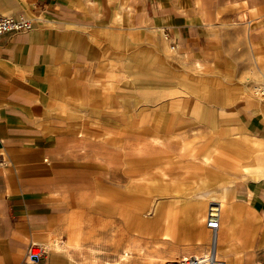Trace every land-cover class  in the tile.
Segmentation results:
<instances>
[{"label": "rangeland", "instance_id": "rangeland-1", "mask_svg": "<svg viewBox=\"0 0 264 264\" xmlns=\"http://www.w3.org/2000/svg\"><path fill=\"white\" fill-rule=\"evenodd\" d=\"M113 27L118 31L105 34L103 55L65 71L42 94L46 105L43 119L55 133L53 146L58 152L54 160L48 156L47 162L56 166V190L69 202L70 216L50 239L52 243L41 245L46 251L41 260L70 264L72 257L71 264H113L121 253L132 250L134 256L128 264H176L181 253L210 246L211 232L204 220L197 222L200 203L205 208L219 205L221 233L228 235L227 241L235 235L231 217L238 208L233 205L236 190L232 186L257 179L245 168L260 157L257 154L264 155V147L260 150L254 144L246 128L244 105L249 101L264 105L258 95L264 78L240 73L241 63L248 62L251 55H238L239 61L233 60V55H181L161 29L119 30L123 27L120 12L115 13ZM197 60L201 69L194 66ZM160 121L175 125L169 134L176 143L167 171L176 182H168L169 194L122 200L120 206L119 194L127 191L129 184L126 147L138 142L135 137L140 126ZM131 152L127 149V156ZM208 153L212 159L206 162ZM139 168L143 175L153 171L151 164ZM162 182L160 191L166 186ZM218 186L227 194L223 197L219 191L218 199L210 201L209 194H215ZM135 205L143 207L135 211ZM147 205L151 207L145 213ZM168 215L177 224L181 243L165 239ZM138 216L144 219L141 224L136 221ZM56 243L61 248L93 245L105 256L92 262L91 250L86 255L63 253ZM202 249L198 256L203 255ZM146 254L155 258V263L145 261Z\"/></svg>", "mask_w": 264, "mask_h": 264}, {"label": "crops", "instance_id": "crops-1", "mask_svg": "<svg viewBox=\"0 0 264 264\" xmlns=\"http://www.w3.org/2000/svg\"><path fill=\"white\" fill-rule=\"evenodd\" d=\"M0 12L35 21L30 31L0 36V264H54L28 255L33 244L51 243L70 216L56 190V166L47 162L58 152L42 94L65 71L103 55L105 34L118 31L116 12L119 30L161 29L181 55H251L240 73L264 78V0H0ZM244 108L261 150L264 105ZM257 155L246 166L257 179L232 186L238 211L230 252L222 244L225 264H264V155Z\"/></svg>", "mask_w": 264, "mask_h": 264}, {"label": "bare ground", "instance_id": "bare-ground-1", "mask_svg": "<svg viewBox=\"0 0 264 264\" xmlns=\"http://www.w3.org/2000/svg\"><path fill=\"white\" fill-rule=\"evenodd\" d=\"M4 13V12H3ZM166 42V40H165ZM168 44V42H167ZM194 66L197 69L201 68V64L196 62L194 63ZM250 83V82H249ZM252 84H255V82H252ZM249 84H247L248 86ZM256 87V85H255ZM257 89V88H256ZM131 100V99H130ZM136 100V99H133ZM132 100V102H133ZM125 101V100H124ZM128 101V100H127ZM150 101V100H149ZM130 103V101H129ZM128 104V103H127ZM113 105V104H112ZM118 105V104H117ZM151 107V106H150ZM122 108V107H121ZM132 113V112H131ZM134 114V113H133ZM156 118V117H155ZM157 119V118H156ZM155 119V120H156ZM111 121V120H110ZM108 121V122H110ZM108 125V123H106ZM111 124V122H110ZM110 127V126H109ZM125 127V126H124ZM113 128V127H112ZM137 129V128H136ZM117 130V129H116ZM130 130V129H129ZM141 130V131H140ZM140 130L138 131V134L136 135L135 139L138 140L137 143L132 145V148H129L130 146L127 145L126 147V152H125V156L127 157V169L128 171L125 173V175L128 176L129 179V184L127 185L128 190L122 192V194L120 193V201L118 202L120 204V206L122 205V200H133L134 198L138 199L141 198L142 196H147L148 198H150V196L152 197L153 195L157 196L159 194H169L170 191H168V185L169 183H173L176 182L174 181V179L171 178V175L168 173V168L170 166V156L171 154H173V148H174V143H176V141L174 140L173 137H171L169 134L172 133V131H175V125H171L170 121H160V122H152L151 124L147 125V126H140ZM106 131V130H105ZM108 131V130H107ZM110 132V131H109ZM113 133V131H112ZM116 133V132H115ZM121 135V134H120ZM123 135V133H122ZM110 147V146H109ZM127 149H131V154L127 156ZM168 159V160H167ZM204 159L206 160V162H209L212 157L211 155L208 153L206 154V156H204ZM125 163V162H124ZM143 164H147L148 165H152L153 167V171L150 173H146V175L141 173V168ZM166 164V165H165ZM162 165V166H161ZM165 165V166H163ZM135 167V168H134ZM139 168V169H138ZM148 168V167H147ZM245 169L248 170V168L246 167ZM126 170V169H125ZM123 171V170H122ZM142 177L140 180H138L139 182L136 181V179H138L139 177ZM130 178L133 180H130ZM135 178V180H134ZM109 179V178H107ZM161 180V181H159ZM163 181V182H162ZM165 181V183H164ZM115 182V181H112ZM117 182V181H116ZM119 182V181H118ZM146 182H149L146 183ZM160 182L164 183L166 186L164 187V191L163 190H159L158 187H160ZM169 182V183H168ZM108 183V182H107ZM104 185H106L105 183H103ZM109 184V183H108ZM122 184V183H121ZM124 185V184H123ZM150 188V190H148ZM105 190H108L105 189ZM109 191V190H108ZM221 191L223 197H225L224 195L227 194L226 191L223 190L222 186H218L216 188V190L214 191L215 194H209V198L210 201H215L216 199H218V192ZM113 192V191H110ZM117 194V193H116ZM108 195V194H107ZM158 197V196H157ZM155 198V197H154ZM164 199V198H163ZM161 200V199H160ZM141 202V201H140ZM113 204H116V206L118 207V204L115 201H112ZM159 203V202H158ZM157 204V203H156ZM109 205V204H108ZM105 205L107 207H112L111 205L108 206ZM130 205V204H129ZM132 205V204H131ZM143 205V204H142ZM158 205V204H157ZM205 204H201L198 207V214H197V222H200L203 220L205 221L204 223H206L208 230L211 232V240H210V246L208 248H201V247H196L197 250L194 251H190L188 253H181L182 254V259L176 263V264H186L185 262L187 261H195L197 259L200 258H204V257H209L211 255L216 256L218 258L221 257V253H222V244H227L229 247H226V250L230 252L231 249V245L233 244V240H229L226 241L224 240V235L221 233V228H220V224H218V218H220V213L222 212V210L220 209L219 205H213L210 204V207H206L204 206ZM134 206V205H133ZM156 206V205H155ZM114 207V206H113ZM143 207V206H142ZM141 206H136L133 208V210H137L139 211L141 208ZM149 205L146 206L147 211H144L145 213H148V210H150ZM105 208V207H104ZM119 208V207H118ZM108 209V208H107ZM111 209V208H110ZM144 209V208H143ZM114 210V209H113ZM123 210H125V208H123ZM128 210V209H127ZM112 211V210H111ZM121 211V210H120ZM119 211V212H120ZM151 212V211H150ZM117 213V212H116ZM128 213V211H127ZM134 213V211H133ZM120 214V213H119ZM138 214V213H137ZM150 214V213H149ZM202 214L201 216H198ZM126 215V214H125ZM129 215V214H128ZM127 215V216H128ZM135 214H133L134 217ZM113 216H116L115 214H113ZM122 216V215H121ZM130 216V215H129ZM153 216V215H152ZM120 217V216H119ZM123 217V216H122ZM121 217V218H122ZM172 215H168L167 217V224H168V228H169V234H166L165 238L166 240L171 239L174 240L178 243H181L179 235H178V227L177 224L173 221V219L171 218ZM152 218V217H151ZM125 219V218H122ZM127 219V218H126ZM134 219V218H133ZM138 220H136L137 222H139L140 224L144 221V219L140 216L137 217ZM147 219V218H146ZM128 221V219H127ZM135 221V222H136ZM148 221V220H146ZM136 222V223H137ZM123 223V222H122ZM121 223V224H122ZM133 223V222H132ZM137 223V224H139ZM149 223V222H148ZM217 223V224H216ZM119 224V223H118ZM128 224V223H127ZM126 224V226H127ZM136 224V225H137ZM145 224V223H143ZM151 225V224H150ZM183 225V224H182ZM122 226H124L122 224ZM140 226V225H139ZM118 227V226H117ZM144 227H147L144 226ZM144 227L141 226V228L143 229ZM131 228V227H130ZM149 228V227H148ZM197 228V227H196ZM200 228V227H199ZM198 228V229H199ZM119 229V228H118ZM145 229V228H144ZM150 229V228H149ZM148 229V230H149ZM105 230V229H104ZM111 230V229H110ZM128 230V229H127ZM130 230V229H129ZM207 230V231H208ZM136 230L134 229L133 232H135ZM130 232V231H129ZM146 231L144 230V233ZM141 233V230H140ZM210 235V234H209ZM116 236V235H115ZM106 237V236H105ZM116 238V237H115ZM132 238V237H131ZM105 239V238H104ZM107 240V239H106ZM127 240V239H126ZM125 240V241H126ZM134 240V237H133ZM143 240V239H142ZM244 240L239 237L238 240H235V242H240L242 243ZM108 242V241H107ZM129 242V241H128ZM133 242V241H132ZM144 242V241H142ZM141 242V244H142ZM52 243V242H51ZM64 243V242H63ZM163 243V242H162ZM137 244V242H136ZM139 244V243H138ZM145 244V243H144ZM151 244V243H150ZM111 245V244H110ZM109 245V246H110ZM146 245V244H145ZM124 246V245H123ZM141 246V245H140ZM149 246V245H147ZM152 246V244H151ZM156 246V245H155ZM55 247L57 248V250H63L61 252L65 253V252H73L76 253L77 255H86L88 253V251H90V255L92 257V262H98L101 258H104V253L103 251H100L99 249L95 248V246L93 245H89V246H83V245H72V246H59L57 243L55 244ZM143 247V246H142ZM205 247V246H204ZM88 248V249H87ZM105 250H108L109 248L107 247V245H105L103 247ZM124 248V247H123ZM154 248V246H153ZM156 248V247H155ZM236 248V247H235ZM151 249V248H150ZM202 249V256H198V252L199 250ZM237 249V248H236ZM88 250V251H87ZM235 251V250H234ZM238 251V250H236ZM224 252V251H223ZM147 253V252H146ZM226 253V252H224ZM223 253V254H224ZM67 254V253H66ZM201 254V252H200ZM226 255V254H225ZM133 253L132 250H126L123 253H121L118 256V259L116 261H112L113 264H128L131 259L133 258ZM224 256V255H223ZM225 257V256H224ZM227 257V256H226ZM236 258V257H235ZM164 259V258H163ZM230 259V258H229ZM144 260L145 261H149L152 263H155V258L151 257L149 254L144 255ZM69 262L70 264L73 262V258L70 257L69 258ZM141 263V262H140ZM230 263V262H228Z\"/></svg>", "mask_w": 264, "mask_h": 264}, {"label": "built area", "instance_id": "built-area-1", "mask_svg": "<svg viewBox=\"0 0 264 264\" xmlns=\"http://www.w3.org/2000/svg\"><path fill=\"white\" fill-rule=\"evenodd\" d=\"M35 21L25 15L18 17L6 16L0 12V36L7 33H15L22 31H30L34 28ZM258 95L264 100V83L258 89ZM46 253L45 248L41 245H33L29 250V258L31 261H38ZM186 264H225L223 260L216 256H209L197 259L195 261H187Z\"/></svg>", "mask_w": 264, "mask_h": 264}]
</instances>
